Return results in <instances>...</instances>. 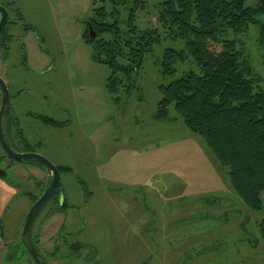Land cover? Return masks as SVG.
<instances>
[{
  "label": "rangeland",
  "instance_id": "1",
  "mask_svg": "<svg viewBox=\"0 0 264 264\" xmlns=\"http://www.w3.org/2000/svg\"><path fill=\"white\" fill-rule=\"evenodd\" d=\"M52 2L50 13L46 0L39 1L45 10L35 25L47 39L39 47L48 49L51 59L29 39L25 48L29 64L22 66L19 40L14 39L0 73L10 84V104L28 143L53 164L68 166L71 173L61 174L60 179L76 187L70 196L78 211L63 221L49 219L41 233L38 223L31 230L49 263L66 260L65 250L49 254L61 245L55 230L62 222L63 239L75 235L86 244L83 254L92 250L90 264H264V241L257 226L264 216V202L261 210L254 211L238 198L227 168L198 134L184 126L172 106L169 115L175 119L153 118L161 96L158 86L182 70H196L188 57L174 72L162 73L163 50L183 48V42L163 38L154 44L133 74V87L119 92L116 99L117 94L106 88L109 67L92 59L80 36V20L89 13L87 0ZM135 25H151L146 11L137 12ZM228 36L243 42L264 90V41L257 40L258 27L250 25L247 32ZM210 48L217 52L221 45L210 43ZM41 114L61 124L45 125L37 117ZM20 147L18 143L16 148ZM8 163L2 162L7 176L0 180L15 187L16 193L0 214L5 234L0 264H32L20 243L17 211L23 218L30 205L27 195L38 191L29 182L34 177L26 172L28 163H13L11 168ZM34 172L46 181V171ZM147 182L141 192L139 183ZM200 193L217 197V203L201 207L195 202ZM80 228L84 229L76 232Z\"/></svg>",
  "mask_w": 264,
  "mask_h": 264
},
{
  "label": "trees",
  "instance_id": "2",
  "mask_svg": "<svg viewBox=\"0 0 264 264\" xmlns=\"http://www.w3.org/2000/svg\"><path fill=\"white\" fill-rule=\"evenodd\" d=\"M247 1L96 0L94 27L99 35L90 42V47L92 59L109 67L106 88L117 94L118 99L119 92H128L133 87V74L154 44L163 38L181 40L183 48L163 50L162 73L174 72L188 57L193 59L196 70H182L167 84L158 86L161 96L153 118L175 119L169 115L172 106L184 126L198 134L216 160L227 168L230 187L238 198L248 208L259 211L264 202L262 78L255 72L243 42L228 36L245 33L250 25H255L258 42L264 41V19H260L264 18V0H253L250 4ZM138 11H146L149 27L135 25ZM210 43L220 44L221 50L213 51ZM42 122L48 126L61 124L49 117H42ZM24 148L30 150L32 146L24 142ZM55 165L60 173L70 170L68 166ZM35 198L32 195L29 199ZM216 198L200 193L196 194L195 202L207 207L216 204ZM24 220L25 214L22 225ZM2 223L0 218L4 237ZM34 223L35 219L30 232ZM257 226L264 241V216ZM32 240L35 243L34 237Z\"/></svg>",
  "mask_w": 264,
  "mask_h": 264
},
{
  "label": "flooded vegetation",
  "instance_id": "3",
  "mask_svg": "<svg viewBox=\"0 0 264 264\" xmlns=\"http://www.w3.org/2000/svg\"><path fill=\"white\" fill-rule=\"evenodd\" d=\"M40 0H0V21L2 20V26L0 27V73L4 72V68L6 66V62H8V53L10 45H12L13 40H19V45L21 52L19 53L20 56V62L22 66H27L29 64V55L25 51V48L28 47V44L31 43L29 39L33 42V45L37 50L44 55L48 57V59H51V53L48 49L43 50L40 49L39 44H42L43 41H46V37L43 34H40L35 29V25L38 20L41 18L40 12L42 10H45L44 7H42L39 4ZM49 12H53L54 4L52 0H46ZM88 2V8L89 13L85 18H82L80 20L82 24V33H81V39L84 41L85 44H87L90 47V42H92L93 39H95L99 34L97 33L94 23H95V12H96V0H87ZM99 3V1H98ZM99 5V4H98ZM4 14V17H3ZM77 22V20H76ZM90 29H92V32H90ZM95 33L96 36L90 40V34ZM91 49V47H90ZM41 50V51H40ZM48 50V51H47ZM28 62V63H27ZM13 65V64H11ZM19 71V70H18ZM1 79L6 85V88L8 90V96H9V103L7 110L5 112V115L3 117L2 122V128L4 131V135L7 141L8 146L16 151V152H36L35 147H32L30 150H25L24 148V142H27V139L23 133V128L20 124V120L18 116L15 114L13 107L10 104V84L6 82V80L1 76ZM0 104H1V91H0ZM31 116H35V113H31ZM37 117H47L45 115H38ZM51 118V117H49ZM53 119V118H51ZM55 120V119H54ZM57 123H60L59 121L55 120ZM44 124V123H43ZM59 125V124H58ZM52 127H57L52 126ZM20 143L21 149L16 148V145ZM0 149L2 153L0 154V164L2 165V162H5L6 160H9V163L7 164L8 168H11L12 166L15 167L13 163H28L26 165L27 169L26 172L31 173V175L34 177L33 182L29 181L32 185H34V188L37 189L38 193L33 194L29 193L27 195L28 200L30 201V205L28 209L26 210V214L31 207V205L38 199V197L44 192L46 187L48 186L50 180H51V172L48 170L43 164V166L39 165L37 161L34 160V162L30 161L33 159H25L22 161H16L10 156H8L3 148L0 145ZM41 164V163H40ZM35 170L38 171V173L42 174L47 173L46 175V181L41 180L38 178V174H35ZM71 170L64 172H59V181L57 184V187L53 191V193L41 204L39 207L34 219L35 223H38V232H42L44 229V223L52 218H61V221L66 220V218H70L73 211H78L77 206H72L71 201V192L76 190V187L73 185L72 182L66 183L64 181H61L60 175L64 174H70ZM41 177V175H39ZM71 191V192H70ZM34 195L36 198L34 200H30L29 198ZM85 205V204H84ZM81 209V208H80ZM88 215V213H86ZM45 220V221H44ZM62 222L59 224L58 228L55 230L56 236L55 239H59L60 246H55L53 249H50L49 254H52L55 250H65L67 257L66 260L70 258L69 261H63L61 264H90L91 257L93 256L92 250L82 253V251H85L86 244L83 240L75 237V235L69 240L66 241V238L63 239V232L66 227L63 226ZM84 229V228H83ZM82 228H80L78 231H82ZM70 234L67 233V236ZM36 240V241H35ZM35 243L34 246L38 250V252L44 257L47 264H50L47 258L44 255V249L39 244L38 240L35 237ZM73 241H79L81 243V246L77 251L70 250V243ZM37 243V244H36ZM80 259L78 261H74ZM59 263V264H60Z\"/></svg>",
  "mask_w": 264,
  "mask_h": 264
},
{
  "label": "water",
  "instance_id": "4",
  "mask_svg": "<svg viewBox=\"0 0 264 264\" xmlns=\"http://www.w3.org/2000/svg\"><path fill=\"white\" fill-rule=\"evenodd\" d=\"M4 17V14H3ZM2 26V20L0 21V27ZM90 32H92V29H90ZM96 36L95 33L90 34V40ZM0 91H1V104H0V145L5 151V153L13 158L16 161H22L25 159H33L41 164H43L48 170L51 172V180L44 190V192L38 197V199L31 205L29 208L25 220L22 225L21 229V240L20 243L23 246V248L26 250V252L29 254V256L34 261V264H47L44 257L38 252L36 247L34 246L31 232H30V226L31 223L41 206V204L53 193L55 188L57 187L58 181H59V171L55 164L50 162L47 158L44 156L36 153V152H16L12 150L6 141L4 131L2 128V122L3 117L5 115V112L8 107L9 103V96H8V90L6 88L5 83L0 77ZM7 171L1 167L0 164V177H6ZM81 246V243L79 241H73L70 243V250L77 251L79 247Z\"/></svg>",
  "mask_w": 264,
  "mask_h": 264
},
{
  "label": "crops",
  "instance_id": "5",
  "mask_svg": "<svg viewBox=\"0 0 264 264\" xmlns=\"http://www.w3.org/2000/svg\"><path fill=\"white\" fill-rule=\"evenodd\" d=\"M147 185H149V183L147 182V183H145V184H140L139 183V185L138 186H140V190H141V187L142 186H147ZM0 189L2 190V192H3V194H0V214H3V211L5 210L4 208H5V206H7V204H8V202H9V200L11 199V198H13V195H15V193H16V189H15V187H13L12 185H10V184H8L7 182H4V181H2V180H0ZM89 192V191H88ZM141 192H143V190H141ZM164 192V191H163ZM89 193H91V192H89ZM161 195V194H160ZM160 197V196H159ZM158 197V198H159ZM161 199V198H160ZM7 203V204H6ZM21 211L19 210V211H17V215H18V220L17 221H19L20 223H21V220L23 219V218H21V217H19V213H20ZM16 215V216H17ZM1 218V217H0ZM17 221H16V223L15 224H17ZM18 222V223H19ZM179 222H181V220H178V223ZM0 231H1V229H0ZM3 236L1 235V232H0V251L2 250V248L4 247V246H2V245H4V244H2V240H3Z\"/></svg>",
  "mask_w": 264,
  "mask_h": 264
}]
</instances>
